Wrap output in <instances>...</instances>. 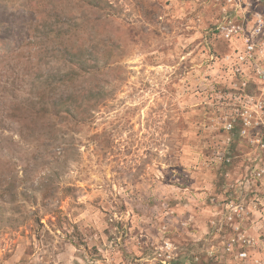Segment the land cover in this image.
<instances>
[{
    "label": "rangeland",
    "instance_id": "obj_1",
    "mask_svg": "<svg viewBox=\"0 0 264 264\" xmlns=\"http://www.w3.org/2000/svg\"><path fill=\"white\" fill-rule=\"evenodd\" d=\"M96 1L10 2L26 19L0 30V264H137L163 226L182 255L204 254L215 203L246 170L250 147L227 142L218 119L231 44L212 28L226 4ZM56 9L82 29L72 37L94 72L82 78L91 106L79 91L24 120L14 102L41 73L66 68L48 55L61 31L37 28Z\"/></svg>",
    "mask_w": 264,
    "mask_h": 264
},
{
    "label": "built area",
    "instance_id": "obj_2",
    "mask_svg": "<svg viewBox=\"0 0 264 264\" xmlns=\"http://www.w3.org/2000/svg\"><path fill=\"white\" fill-rule=\"evenodd\" d=\"M215 1L228 9L212 29L231 44L221 57L229 79L219 89L218 119L227 142L246 141L248 164L215 203L204 254L182 255L163 226L152 253L137 264H264V0ZM227 152L219 155L223 165L232 161ZM103 259L88 264H112L113 258Z\"/></svg>",
    "mask_w": 264,
    "mask_h": 264
},
{
    "label": "trees",
    "instance_id": "obj_3",
    "mask_svg": "<svg viewBox=\"0 0 264 264\" xmlns=\"http://www.w3.org/2000/svg\"><path fill=\"white\" fill-rule=\"evenodd\" d=\"M11 1L13 0H0V30L3 25H5L2 29L4 30V32H6L7 35L10 32L13 33V26H16L17 24L23 22L26 19V15L21 11L19 12L18 16L17 12L11 13ZM79 1L85 3V5L87 6H94L100 8L103 7L102 1V3H97L96 0ZM62 9H64V7ZM46 14L47 21L42 22L43 24H40L41 26L39 25V27L37 28L39 30V28L41 29V27L47 25L51 28L50 30H48L49 32H53L55 28H58V30L61 31V33L58 35L60 45L55 46V48L50 52V54L48 53V55L49 57H54L64 62L66 68L64 70L60 69L56 72L46 71L44 73H41L36 79H34L32 83V89H30V93L28 92L27 95L22 96V98L24 97L22 100L14 102V114L17 115V117L22 116L24 120L28 118L46 119L48 115L51 114V107L49 104L50 100L52 101L53 99L58 98L60 102L65 97L78 95L79 91L82 92L84 99L88 97V106H91L90 99L92 98V92L89 91L87 85L85 86V82L87 81H83L82 78L84 79L85 77L94 72L89 69L91 65L87 64V59H85V56H87V48L82 46V42L75 44L77 40L72 37L76 35L81 36L82 29L79 27L80 29H77L76 32L75 25L77 24L78 26L76 20L74 21V24L71 23V20L64 21L63 18L66 19V13L63 14L57 9L53 10L51 13L48 12ZM52 17H56V19L53 21ZM9 20L11 22H9ZM60 23L62 24V28L60 27ZM67 23L68 26L64 27ZM71 25L72 27H70ZM3 39H5V37ZM99 50L97 48L95 50L93 49V52H89V56L95 55V53L99 52ZM38 53L41 54H39L40 56L38 61L41 62L44 60L45 63L49 64L50 61H47L44 58V51L38 50ZM76 83L80 85L77 86ZM86 111H88V108H85L84 112Z\"/></svg>",
    "mask_w": 264,
    "mask_h": 264
}]
</instances>
